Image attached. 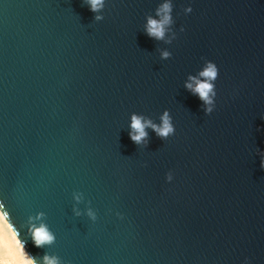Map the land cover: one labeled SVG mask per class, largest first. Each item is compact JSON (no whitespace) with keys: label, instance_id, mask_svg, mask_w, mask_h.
I'll return each instance as SVG.
<instances>
[{"label":"water","instance_id":"obj_1","mask_svg":"<svg viewBox=\"0 0 264 264\" xmlns=\"http://www.w3.org/2000/svg\"><path fill=\"white\" fill-rule=\"evenodd\" d=\"M262 159L264 0H0V213L35 264H264Z\"/></svg>","mask_w":264,"mask_h":264},{"label":"clouds","instance_id":"obj_2","mask_svg":"<svg viewBox=\"0 0 264 264\" xmlns=\"http://www.w3.org/2000/svg\"><path fill=\"white\" fill-rule=\"evenodd\" d=\"M90 8L93 12L99 11L103 7L104 0H88ZM172 6L170 3H164L160 8L157 9V15L161 18L159 20L148 17L147 22V33L149 36L156 39H163L165 36L166 28L172 23L171 18ZM186 11L191 12L192 9L188 8ZM97 20L101 19L100 16L96 17ZM163 57L167 58L169 56L168 52L162 53ZM218 74L217 66L208 62L207 66L200 72V76L203 77V80H198L195 83V87L192 84H188L187 87L192 90L195 94H198L200 99L204 101L205 104L211 105L213 103L212 97L215 96L214 84L213 81L216 80ZM194 79V78H192ZM212 108L208 107L206 112L211 113ZM161 125L157 126L153 124L150 120H144L142 117L133 115L131 118V129L132 133L131 139L135 143H141L147 137V132L145 129L147 127L153 128L156 131L157 135L162 138H167L170 134L174 133V127L171 123L170 117L167 112L161 118ZM262 167H264V159H262ZM171 179V177H169ZM79 201L80 196L75 197ZM89 215L92 216L93 213L89 211ZM54 240V236L47 230L46 226L41 225L38 229L34 230L33 241L36 247H41L46 243H51ZM45 264H58L55 258H49L47 255L44 257ZM25 264H35L33 258H28L25 261Z\"/></svg>","mask_w":264,"mask_h":264},{"label":"rangeland","instance_id":"obj_3","mask_svg":"<svg viewBox=\"0 0 264 264\" xmlns=\"http://www.w3.org/2000/svg\"><path fill=\"white\" fill-rule=\"evenodd\" d=\"M4 239L6 243H3ZM6 244L8 247L6 246ZM3 263L4 264H25L24 259L22 258L21 254L18 252L13 242L6 235L5 231L1 228V225H0V264H3Z\"/></svg>","mask_w":264,"mask_h":264},{"label":"bare ground","instance_id":"obj_4","mask_svg":"<svg viewBox=\"0 0 264 264\" xmlns=\"http://www.w3.org/2000/svg\"><path fill=\"white\" fill-rule=\"evenodd\" d=\"M0 225L1 228L5 231L6 235L10 238V240L13 242L14 246L16 247V249L18 250V252L21 254L22 258L24 259V262L27 259V255L24 252V250L22 249V247L20 246V244L18 243L17 239L15 238V236L13 235V233L11 232V230L9 229L8 225L6 224L4 218L2 217L1 213H0ZM6 243L5 239L4 242ZM8 244V243H7ZM6 244V246H7ZM8 247V246H7ZM11 248V247H10ZM2 249V248H1ZM15 252V251H14ZM7 255V254H6ZM4 264V263H3Z\"/></svg>","mask_w":264,"mask_h":264},{"label":"snow or ice","instance_id":"obj_5","mask_svg":"<svg viewBox=\"0 0 264 264\" xmlns=\"http://www.w3.org/2000/svg\"><path fill=\"white\" fill-rule=\"evenodd\" d=\"M18 243H21V241H18Z\"/></svg>","mask_w":264,"mask_h":264}]
</instances>
